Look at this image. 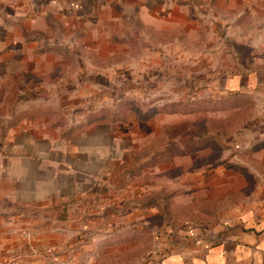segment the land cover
<instances>
[{
    "label": "crops",
    "instance_id": "obj_1",
    "mask_svg": "<svg viewBox=\"0 0 264 264\" xmlns=\"http://www.w3.org/2000/svg\"><path fill=\"white\" fill-rule=\"evenodd\" d=\"M212 1L0 0V264L14 254L10 264H264V192L225 203L212 225L169 227L172 214L153 225L152 193L177 212L245 185L222 165L195 164L196 104L147 105L137 116L135 89L119 95L112 86L70 119L63 102L65 79L83 78L88 92L97 77L150 75L135 65L161 68L179 30L192 47L193 3ZM201 93L224 116L251 103V120H264V71L213 77ZM154 121L153 134L133 145L136 128ZM253 134L235 137L250 143ZM255 155L264 164V151Z\"/></svg>",
    "mask_w": 264,
    "mask_h": 264
},
{
    "label": "rangeland",
    "instance_id": "obj_2",
    "mask_svg": "<svg viewBox=\"0 0 264 264\" xmlns=\"http://www.w3.org/2000/svg\"><path fill=\"white\" fill-rule=\"evenodd\" d=\"M193 5L199 9L194 17L197 22L194 20L192 25L195 30L186 29L194 42L192 47H183L180 41L185 40L186 34L179 30V42L170 43L168 54L164 56L166 62L161 68L154 63L151 68L143 63L135 65L137 73L149 72L150 75H140L134 79H126L124 76L119 80L97 77L95 83L92 81L94 84L89 83L91 87L88 92H85L87 87H83L88 82L83 78L65 79L60 82L62 90L68 94L63 102L67 105L70 119H73L71 113L78 111L77 109H86L98 104L102 99L101 95H106L112 86L119 95L126 89H135L134 95H131L134 98L131 103L136 105L137 116L144 113V108L148 109L147 105H163L169 110H181L190 109L191 105L196 104L195 107L200 109L195 115L192 114L198 120V133L202 139L200 149L203 150L202 156H199L195 164L201 168L222 165L225 169L236 172L245 185L235 193L223 195L220 197L222 199L215 197V201L202 196L192 207L176 208L177 212L169 206H159L156 201L160 198L159 195L152 193V203L157 205L159 212L157 215L153 214L154 226L165 222L171 214L176 220H169L178 222L176 224L167 221L166 225L169 227L179 226L180 229H187L212 225L225 210V203L243 202L249 197L257 196V193L264 192V164L260 163L255 155L258 151H264V120H251L254 109L251 103H244L240 110L228 112L227 116H224V111L217 108L223 107V104L217 103L215 106L201 93L213 77L218 79L235 71H264V0H216L209 5L196 2ZM171 55L176 57L170 58ZM218 101L222 103L217 99ZM81 114L82 112L78 111L75 115L78 118ZM168 119L177 121L179 115L168 116ZM157 123L158 121H154L139 125L135 130L137 138L133 145L143 143V137H150ZM204 126L207 128L204 129ZM259 126L263 130L261 134L258 133ZM243 128L254 131L250 143H240L235 137ZM172 129V134H175L177 128ZM184 145L190 147L185 143ZM172 147L174 148V145ZM171 197H175V193ZM173 203L179 201L173 198ZM179 215L182 216L180 225Z\"/></svg>",
    "mask_w": 264,
    "mask_h": 264
},
{
    "label": "built area",
    "instance_id": "obj_3",
    "mask_svg": "<svg viewBox=\"0 0 264 264\" xmlns=\"http://www.w3.org/2000/svg\"><path fill=\"white\" fill-rule=\"evenodd\" d=\"M191 234H192V232H191ZM20 257H21L20 254H14V255H12L11 257L5 259V261H4L3 264H10L12 261L17 260V259H19Z\"/></svg>",
    "mask_w": 264,
    "mask_h": 264
},
{
    "label": "trees",
    "instance_id": "obj_4",
    "mask_svg": "<svg viewBox=\"0 0 264 264\" xmlns=\"http://www.w3.org/2000/svg\"><path fill=\"white\" fill-rule=\"evenodd\" d=\"M159 197H161V196H159ZM162 199H163V198H162ZM156 201H157V200H156ZM135 203H137V204H140V203H141V204H142V201H136ZM141 204H140V205H141Z\"/></svg>",
    "mask_w": 264,
    "mask_h": 264
}]
</instances>
